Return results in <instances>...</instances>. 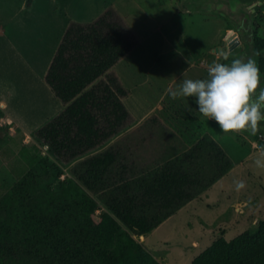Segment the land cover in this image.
Returning <instances> with one entry per match:
<instances>
[{
	"label": "rangeland",
	"instance_id": "1",
	"mask_svg": "<svg viewBox=\"0 0 264 264\" xmlns=\"http://www.w3.org/2000/svg\"><path fill=\"white\" fill-rule=\"evenodd\" d=\"M35 2H39L41 8L34 7V4L33 18L42 32L39 36L34 33L31 41L25 40L27 54L29 58L31 56L34 67L33 76L20 79L3 76L6 74L5 70L3 75L0 73V98L7 102L5 110L0 107V199L3 200V196L8 195L19 184L26 188L27 195L35 196L40 201L52 200L54 203H61V206L69 205L70 199L77 198L81 202L77 208L82 209V203H85L82 197H90L97 203L98 209L85 220L83 216L88 210L74 211L79 213L78 227H83V232L81 230L75 237L74 243L78 247V264H94L86 254V247L93 249L99 243H106V240L100 237V242L98 239L94 241L90 233L98 235L103 230L102 225L107 222L104 221V214L116 218L101 200V196L107 192L108 198L114 195L121 203L126 200L127 206L129 203L131 206L130 214H140L141 208L138 207L142 201H139V197L143 194L145 179L155 178L168 162L192 148L197 138L209 135L220 144L230 163L242 162L241 179L230 183L229 194L234 200L235 195H238L242 201L250 203L245 208L246 214L241 216L242 220L231 227H220L222 222H229L231 214L229 210L228 214L225 213L227 215L220 216L216 204L229 203L232 198L222 199L217 188L213 189L212 194L216 206L211 209L199 206L195 212H181L158 229L145 234L130 232L131 237L159 264H194L196 258L216 241L233 240L252 229L259 220L264 221V152L253 147V142H256L258 148L263 150L255 135L260 131L264 132V126L259 124L255 133H223L215 121L198 112L195 97L179 96L173 99L171 96L172 92L179 90L184 80L207 79V70L213 62L230 65L235 60L228 50L217 52L230 30L227 28L234 25L231 19L209 10L200 11V0ZM109 9L125 22L136 40L129 55L119 60L107 73L116 88L113 89L119 91L117 95L130 114L132 123L128 128H134L123 138L115 141L119 134L105 146L65 163L58 159L49 145L33 136L39 126L64 107L43 81L49 66V61H46L50 55L53 56L70 22L91 23ZM252 19L246 20L250 22L251 32L256 31L264 39V2L257 7ZM63 21L65 26L62 29ZM243 21L242 19V24ZM251 35L249 34V41L252 40ZM244 50L243 47L238 57L245 62L249 56ZM262 55L264 56V51ZM193 63L198 69L188 71ZM7 69L9 74V68ZM256 96L257 93L253 99ZM160 98L169 120L161 122V119L154 116L138 125L142 120L139 117L145 115L144 112ZM156 113L159 115V112ZM137 118L140 121L135 124L134 120ZM257 160L261 161L260 166L257 165ZM98 179L104 182L102 188L105 191L97 193L91 187H94L93 183L98 182ZM70 181L76 182L78 188L70 190ZM237 182H242L244 187L237 189ZM16 196L17 193L14 192V197ZM198 197L199 195L194 199ZM218 200L220 202L217 203ZM12 212L15 213V210ZM39 212L40 210L36 211L25 205L18 216L25 221V217ZM217 217L219 220L213 227H209L208 223L212 225L209 220ZM13 222L16 225V218ZM119 224L121 225L120 222ZM21 234L19 229L18 239ZM38 260L41 262L36 263L54 264L51 260Z\"/></svg>",
	"mask_w": 264,
	"mask_h": 264
},
{
	"label": "trees",
	"instance_id": "2",
	"mask_svg": "<svg viewBox=\"0 0 264 264\" xmlns=\"http://www.w3.org/2000/svg\"><path fill=\"white\" fill-rule=\"evenodd\" d=\"M249 26L227 28L234 29L240 41L229 54L237 60L244 47L248 60L255 61L262 78L256 91L258 95L259 90L264 89V39L256 31L251 32ZM135 44L130 29L110 9L91 23L68 24L44 76V81L64 107L33 133L34 138L49 145L62 162H70L105 146L131 126L130 114L107 73L131 52ZM259 124L264 126V121ZM255 137L264 150V132H258ZM230 168L226 152L215 141L202 137L185 154L168 162L155 178L145 179L143 194L139 197L142 201L138 207L140 214H130V203L127 206L126 200L121 203L114 195L108 198L106 192L101 200L117 219L103 215L104 221L107 220L102 225L103 230L98 235L91 232L90 236L99 242L102 237L106 243H99L93 249L87 246L88 258L94 264H159L130 232L145 234L156 229ZM70 183V190L78 188L76 182ZM93 184L94 192L104 190L102 180ZM26 192L19 184L4 195L3 200L0 199V264H40L36 263L41 262L38 259L51 260L54 264H78V247L74 241L83 227H78L79 213L74 211L88 210L82 212L85 220L98 209L97 203L85 196L82 197L83 208L78 209L81 202L77 198L70 199L69 205L61 206L49 199L48 202L40 201ZM25 205L40 212L30 214L22 221L18 214ZM19 229L22 234L18 239ZM194 264H264V221L259 220L252 229L233 240L216 241L196 258Z\"/></svg>",
	"mask_w": 264,
	"mask_h": 264
},
{
	"label": "crops",
	"instance_id": "3",
	"mask_svg": "<svg viewBox=\"0 0 264 264\" xmlns=\"http://www.w3.org/2000/svg\"><path fill=\"white\" fill-rule=\"evenodd\" d=\"M35 1L36 0H17V1L16 0H0V73H1V75H3V72L5 70L6 74L3 75L5 77L11 76V78L15 77V78L21 79L22 77L27 78V76H29V77L33 76L34 67H33V63L31 60V56H30V58L28 57L25 40L31 41L34 33L36 34V36H39V34L42 32L38 28V22H35V20L33 18V12L32 11H33L34 4H35L34 7L37 8V6H38L39 8H41V4L39 2H35ZM62 24H63L62 25V29H63L65 26V22L63 21ZM35 26H37V29L35 28ZM34 29L36 30V32H34ZM63 34H64V32H63ZM58 37H59V35L56 37V40L58 39ZM56 50H57V48H56ZM56 50L54 51L53 56L46 55V57L49 56L47 61H46V63L49 61V66L51 64V61H52L54 55H55ZM50 51H51V49H49V52ZM49 66H48V68H49ZM7 67L9 68V74H8ZM48 68H47V70H48ZM192 69H198V66L194 63L190 64V67H188L187 70L190 71ZM47 70H46V72H47ZM44 76H43V81H44ZM38 80H40V79H38ZM45 84H46V82H45ZM48 88L50 89L49 86H48ZM51 92H52V90H51ZM165 98H166V96L163 97V99H165ZM162 103H163L162 98L155 100L153 106L148 111L144 112L146 114L145 115L142 114V116L139 117V119L141 120V118H142V120L140 121L137 118L134 120L135 121L134 123L136 124L137 122L140 121L138 123V125L143 124L147 118H151L154 116L157 117L156 119H158V118L161 119V122H165L166 120H169L167 118L168 116L166 113V108H165L164 104H162ZM0 107L2 110H5L7 108V102L3 98H0ZM62 109L58 113H60L62 111ZM156 112H159V115H157ZM161 112H165V113L162 114ZM56 115H54L53 117H55ZM52 118H50V119H52ZM192 119H194V117H192ZM158 121H160V120H158ZM41 126H39L38 128H40ZM133 128H134V126L123 131L120 134V136H118L115 139V141L118 138H123L124 136L128 135L133 130ZM172 131H174V130L172 129ZM206 136L208 138H211L209 135H204V136L202 135L199 138H197V140H195V141L197 142L202 137H206ZM211 139L216 142L215 139H213V138H211ZM216 143L218 144V142H216ZM218 145L220 146V144H218ZM253 145H254L253 147L255 149L262 151L261 149L258 148V145L256 142H253ZM220 148H222V147L220 146ZM222 150H223V148H222ZM241 166H242V162H239L237 164L231 163V168L221 178H219L209 188H207L205 191H203L199 195L198 198L192 199L189 202H187L178 211H176L169 218H167L162 224L171 220L174 217H177L181 212H184V211H186V213H188L190 211L195 212L197 209L200 208L199 206H204L207 209H211L213 206H216V205H217V207H219L218 209L220 210V212H219L220 216L227 215L228 214L227 212L229 210H230L229 214H231L230 218H229V222H227V224L222 222L220 227H231L233 224L240 222L242 220L241 218L243 217V215H245L247 212V211H245L246 210L245 208H248L250 206V203H248V201H246V200L242 201L240 199V196H238V195H235V200H234L232 196H229V194L231 192L230 183L233 180H240L241 179V175H242V172L240 170ZM217 188L219 191L218 194L221 195L222 199L223 198L230 199V197H231L232 201L230 200L229 203L221 204V205L216 204L214 202L215 199L212 198V194H213V189H217ZM218 202H220V200H218L217 203ZM225 213H227V214H225ZM219 217H217L216 219H213V220H209L212 223V225H210L208 223V226L213 227L214 224L219 220ZM162 224H160L159 226H161ZM159 226L156 229H158Z\"/></svg>",
	"mask_w": 264,
	"mask_h": 264
},
{
	"label": "clouds",
	"instance_id": "4",
	"mask_svg": "<svg viewBox=\"0 0 264 264\" xmlns=\"http://www.w3.org/2000/svg\"><path fill=\"white\" fill-rule=\"evenodd\" d=\"M207 72V79L184 80L179 90L171 93L172 98L195 97L198 112L215 121L223 133H255L264 121V89L253 99L260 85L255 61L237 59L230 65L213 62ZM256 163L261 165L260 160ZM236 187L243 188L244 184L237 182Z\"/></svg>",
	"mask_w": 264,
	"mask_h": 264
},
{
	"label": "flooded vegetation",
	"instance_id": "5",
	"mask_svg": "<svg viewBox=\"0 0 264 264\" xmlns=\"http://www.w3.org/2000/svg\"><path fill=\"white\" fill-rule=\"evenodd\" d=\"M200 11H210L231 19L234 25L247 27L250 25L247 19H252L256 13L257 7L264 0H200ZM198 9V8H197ZM242 19L244 20L243 24ZM253 20V19H252ZM232 51L231 45L226 46V51Z\"/></svg>",
	"mask_w": 264,
	"mask_h": 264
},
{
	"label": "water",
	"instance_id": "6",
	"mask_svg": "<svg viewBox=\"0 0 264 264\" xmlns=\"http://www.w3.org/2000/svg\"><path fill=\"white\" fill-rule=\"evenodd\" d=\"M240 43L238 39V33L234 30H229L224 41L222 42V47L217 49V52L223 53L226 51V46L231 45V48L238 46Z\"/></svg>",
	"mask_w": 264,
	"mask_h": 264
}]
</instances>
